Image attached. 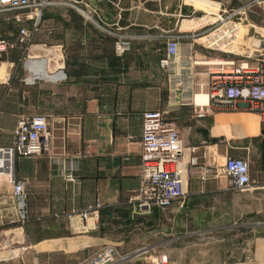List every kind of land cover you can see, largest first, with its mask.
<instances>
[{
    "label": "crops",
    "instance_id": "0c3cea01",
    "mask_svg": "<svg viewBox=\"0 0 264 264\" xmlns=\"http://www.w3.org/2000/svg\"><path fill=\"white\" fill-rule=\"evenodd\" d=\"M249 1L54 0L37 19L21 14L37 30L24 45L16 32L5 34L0 146L11 145L20 115H46L50 138L46 152L15 156L23 197L0 177V264H84L107 245L126 255L115 264H151L159 252L167 264H264V122L243 100L199 119L188 106H167L158 66L162 32L191 44L202 83L211 63L264 60L263 1L248 4L236 26L214 19ZM107 31L126 35L129 48L116 53ZM156 109L178 131L183 194L146 210L137 195L140 114ZM72 155L76 180L68 182L56 159ZM226 157L247 161V188H233L225 175L198 179L199 164ZM96 200L99 207L82 218Z\"/></svg>",
    "mask_w": 264,
    "mask_h": 264
},
{
    "label": "built area",
    "instance_id": "2783aa9c",
    "mask_svg": "<svg viewBox=\"0 0 264 264\" xmlns=\"http://www.w3.org/2000/svg\"><path fill=\"white\" fill-rule=\"evenodd\" d=\"M264 0H250L231 9H222L215 15L216 21H228L232 24L236 16L243 13L250 3ZM54 0H0V12L19 11L13 18L18 25L16 42L24 45L37 30L34 20L30 28L21 23V14L30 12L37 19L41 11ZM93 22V20H90ZM112 38V48L116 53H122L129 48L127 36L119 32L107 31ZM157 36V35H156ZM144 37L150 35L144 34ZM164 39V53L158 60V66L166 77V105L188 106L192 115L199 119L215 110L229 108L235 100L249 103L255 111L258 120L264 122V60L253 65L246 62L234 64L232 61L214 62L206 68L205 83L199 82L194 76V66L190 43L180 45L175 36L158 35ZM9 41L0 36V58L7 51ZM227 47H229L227 45ZM205 93V100L195 101L196 93ZM141 116V143L139 154L140 182L137 188L138 205L148 210L150 207L167 208L174 199L183 194V169L177 164L182 154V145L173 122L166 118L164 111L144 110ZM50 132L47 117L42 113L20 115L12 129L10 146H0V177H5L12 184V195L23 197L21 183L15 181L13 164L16 155H37L48 150ZM59 173L64 181L76 180L74 172L77 169L78 157L60 156L56 159ZM225 175L229 184L243 190L249 186L248 164L243 158L226 157L221 165L199 164L197 177L203 182L207 178L215 179ZM99 202L79 215L87 217ZM126 255L118 254L114 247L107 245L98 249L84 264H115ZM151 264H167L165 253L155 255Z\"/></svg>",
    "mask_w": 264,
    "mask_h": 264
},
{
    "label": "rangeland",
    "instance_id": "374dc122",
    "mask_svg": "<svg viewBox=\"0 0 264 264\" xmlns=\"http://www.w3.org/2000/svg\"><path fill=\"white\" fill-rule=\"evenodd\" d=\"M17 12H19V11L0 12V36L6 37L5 34H7V33H11V34L15 35L14 33L18 29V25L15 23L13 16ZM236 21H237V19L234 20V23L232 24L233 26H236V23H237ZM197 37L198 36L196 35L195 38H197ZM231 42H232V45H231L232 49H235V47H237L238 44L241 42L240 33H239V35H237V37L235 39H232Z\"/></svg>",
    "mask_w": 264,
    "mask_h": 264
},
{
    "label": "bare ground",
    "instance_id": "6f19581e",
    "mask_svg": "<svg viewBox=\"0 0 264 264\" xmlns=\"http://www.w3.org/2000/svg\"><path fill=\"white\" fill-rule=\"evenodd\" d=\"M200 39H201V38H200ZM227 45L229 46L228 43H227ZM204 95H205V93H196V95H195V101H197V102H201V101H198L197 98L200 99V100H202V101H204V100H205V99H204V98H205ZM196 96H197V97H196ZM203 99H204V100H203Z\"/></svg>",
    "mask_w": 264,
    "mask_h": 264
}]
</instances>
